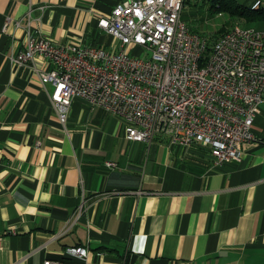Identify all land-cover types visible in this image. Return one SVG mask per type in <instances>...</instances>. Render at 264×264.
Returning a JSON list of instances; mask_svg holds the SVG:
<instances>
[{"label":"crops","instance_id":"0c3cea01","mask_svg":"<svg viewBox=\"0 0 264 264\" xmlns=\"http://www.w3.org/2000/svg\"><path fill=\"white\" fill-rule=\"evenodd\" d=\"M120 1L0 0V264H264V101L257 140L216 165L166 136L126 139L122 117L82 97L64 127L51 86L11 63L30 34L114 50L98 20Z\"/></svg>","mask_w":264,"mask_h":264},{"label":"built area","instance_id":"2783aa9c","mask_svg":"<svg viewBox=\"0 0 264 264\" xmlns=\"http://www.w3.org/2000/svg\"><path fill=\"white\" fill-rule=\"evenodd\" d=\"M184 2L122 0L98 20L117 40L114 50L30 34L11 63L33 67L51 86L64 127L73 99L82 97L122 117L128 140L146 143L159 134L173 145L206 150L215 164L240 161L264 101V30L234 26L210 45L180 21ZM129 48L139 56L131 58ZM38 59L52 68L34 65ZM67 252L82 257L87 249Z\"/></svg>","mask_w":264,"mask_h":264},{"label":"rangeland","instance_id":"374dc122","mask_svg":"<svg viewBox=\"0 0 264 264\" xmlns=\"http://www.w3.org/2000/svg\"><path fill=\"white\" fill-rule=\"evenodd\" d=\"M186 1H188V0H185L184 4H187ZM192 2H193V0H191V2L188 4H191ZM185 6L182 7V10L180 12V14H181L180 21L182 23H184L190 31L197 32V31H194L191 29V28H194L195 30L198 29V30L204 32L203 34L208 38V41L210 43L214 42L218 35H220L221 33H223L224 31H226L230 28H233L234 26L239 25L242 28L249 27L248 24L243 22L244 20L243 21L239 20V22H238L236 18L232 17L231 15H229L227 13H222L221 15H218L214 12H207L203 8H199L198 6H196L197 8L193 7V6L192 7L189 6V7L185 8ZM182 13L184 16V20L189 25L182 19ZM254 26L258 30H264V20L261 22H257ZM127 50H128V55L131 58L135 59V57L139 56L136 54L137 52L132 51L131 48H129ZM144 57H145V55H144ZM124 122H125V120H124ZM256 140H257V137L254 135L253 139L251 141L247 140V142H245V144L254 142ZM146 143H149V142H146ZM233 162H236V161H233Z\"/></svg>","mask_w":264,"mask_h":264},{"label":"trees","instance_id":"16d2710c","mask_svg":"<svg viewBox=\"0 0 264 264\" xmlns=\"http://www.w3.org/2000/svg\"><path fill=\"white\" fill-rule=\"evenodd\" d=\"M195 2V6L203 8L207 12H214L218 15L227 13L236 18L238 22L239 20H244L243 22L248 24L249 27H255L254 25L257 22H261L264 20V7L250 9L239 4L237 0H195ZM186 3H190V0L186 1ZM229 30H231V28L224 31L223 33ZM218 37L219 35L216 37V39ZM209 44L211 45L212 43Z\"/></svg>","mask_w":264,"mask_h":264}]
</instances>
